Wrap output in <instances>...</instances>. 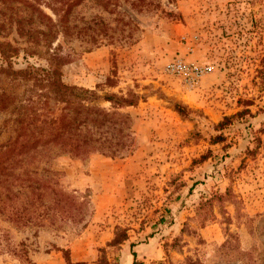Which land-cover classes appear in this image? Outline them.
Segmentation results:
<instances>
[{
    "label": "rangeland",
    "instance_id": "obj_1",
    "mask_svg": "<svg viewBox=\"0 0 264 264\" xmlns=\"http://www.w3.org/2000/svg\"><path fill=\"white\" fill-rule=\"evenodd\" d=\"M47 3L0 0V48L11 50L0 65L48 68L49 53L64 56V82L131 115L132 145L50 158L83 206L44 225L0 213V264H67L65 249L74 262L105 250L111 264H132V251L142 264H264V0H79L67 28ZM129 91L135 105L103 98ZM39 93L0 72V145L58 117L63 103ZM117 227L128 239L109 247Z\"/></svg>",
    "mask_w": 264,
    "mask_h": 264
},
{
    "label": "trees",
    "instance_id": "obj_2",
    "mask_svg": "<svg viewBox=\"0 0 264 264\" xmlns=\"http://www.w3.org/2000/svg\"><path fill=\"white\" fill-rule=\"evenodd\" d=\"M47 1V5L59 15L60 22L67 28L71 7L79 0ZM27 32L28 37L35 39L30 30ZM41 34L42 37H37V41L47 39L51 32ZM0 55L7 59L11 56V50L2 47ZM49 60L48 68L30 65L15 69L11 63L0 65V72L34 81V85L41 90L39 97H45L44 102L55 99L63 103L55 120H44L48 125L46 130L38 126L23 127L25 130L22 133L8 139L7 144L0 145V213H7L10 220L24 225H44L45 221L62 220L70 214V207L80 209L83 206L59 185L55 179L58 171L53 169L50 158L62 153L80 157L89 151L115 157L130 150L132 145L131 115L119 111L110 112L91 103L98 96L95 91L63 81L59 66L66 63V58L49 53ZM113 82L110 76H106L104 83L112 85ZM103 98L116 103L117 107H123L135 105L139 95L129 91L126 96L111 93L105 94ZM175 108L180 114L184 113L180 104H175ZM230 119L226 116L216 123L214 129L219 133L211 137L212 143L224 140L221 130L230 124ZM255 139L257 145L262 143L260 137ZM50 152H53V156ZM206 158L207 154L201 157ZM127 239V230L117 227L107 246L119 247ZM63 252L67 264H111L105 256V250H102L103 254L95 262H74L68 249ZM132 255V264H142L136 259L135 251H132ZM188 261V264L196 263L191 258Z\"/></svg>",
    "mask_w": 264,
    "mask_h": 264
},
{
    "label": "built area",
    "instance_id": "obj_3",
    "mask_svg": "<svg viewBox=\"0 0 264 264\" xmlns=\"http://www.w3.org/2000/svg\"><path fill=\"white\" fill-rule=\"evenodd\" d=\"M174 69H176V70H182L183 69L182 64L181 63H175L174 64ZM196 74H199V73H196Z\"/></svg>",
    "mask_w": 264,
    "mask_h": 264
}]
</instances>
